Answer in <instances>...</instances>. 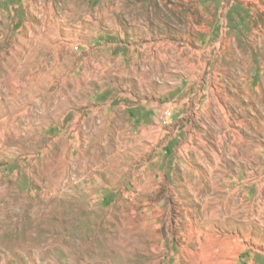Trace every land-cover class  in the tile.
<instances>
[{
    "label": "rangeland",
    "instance_id": "374dc122",
    "mask_svg": "<svg viewBox=\"0 0 264 264\" xmlns=\"http://www.w3.org/2000/svg\"><path fill=\"white\" fill-rule=\"evenodd\" d=\"M0 264H264V0H0Z\"/></svg>",
    "mask_w": 264,
    "mask_h": 264
}]
</instances>
